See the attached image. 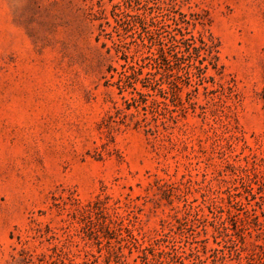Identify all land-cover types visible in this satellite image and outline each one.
Listing matches in <instances>:
<instances>
[{"label":"rangeland","instance_id":"1","mask_svg":"<svg viewBox=\"0 0 264 264\" xmlns=\"http://www.w3.org/2000/svg\"><path fill=\"white\" fill-rule=\"evenodd\" d=\"M0 264H264V0H0Z\"/></svg>","mask_w":264,"mask_h":264}]
</instances>
